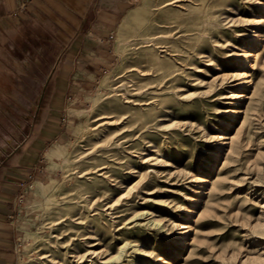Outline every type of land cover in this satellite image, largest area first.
Masks as SVG:
<instances>
[{
  "label": "rangeland",
  "instance_id": "rangeland-1",
  "mask_svg": "<svg viewBox=\"0 0 264 264\" xmlns=\"http://www.w3.org/2000/svg\"><path fill=\"white\" fill-rule=\"evenodd\" d=\"M135 4L18 264H264V0Z\"/></svg>",
  "mask_w": 264,
  "mask_h": 264
},
{
  "label": "crops",
  "instance_id": "crops-1",
  "mask_svg": "<svg viewBox=\"0 0 264 264\" xmlns=\"http://www.w3.org/2000/svg\"><path fill=\"white\" fill-rule=\"evenodd\" d=\"M0 0V264L29 244L37 187L51 176L89 92L114 63L111 36L136 0ZM25 184V186H22Z\"/></svg>",
  "mask_w": 264,
  "mask_h": 264
},
{
  "label": "bare ground",
  "instance_id": "bare-ground-1",
  "mask_svg": "<svg viewBox=\"0 0 264 264\" xmlns=\"http://www.w3.org/2000/svg\"><path fill=\"white\" fill-rule=\"evenodd\" d=\"M212 1L213 0H189V5H191L195 10H198L200 8L206 9V8H208L211 5V2ZM181 5L183 6L185 4H181ZM181 5H178V6L180 7ZM138 15H140V13H136L135 12V13H130L129 15L126 16V18L124 19V21H123V23L121 25L122 28H121V32H120V37L121 36H124V34H125L124 30L126 28H128L133 23V21L135 20L134 18H137ZM175 71H176V69L174 70V73H175ZM119 73H120L119 68H117L116 70H114V71L111 72V75H112V77H115ZM174 75H176V74H174ZM108 78H110V76ZM104 84H108L109 85V80L108 81L107 80L104 81ZM117 119L118 120H122V117L120 116ZM176 126H177V124H176ZM195 200L197 202H201V198H199V197L196 198ZM51 201H52V198L47 197V204L52 203ZM190 211H191V213L193 212V210H190ZM90 228H95V226L92 224L90 226ZM179 254H181V252H179ZM93 262H94V264H98V260L93 261Z\"/></svg>",
  "mask_w": 264,
  "mask_h": 264
},
{
  "label": "built area",
  "instance_id": "built-area-1",
  "mask_svg": "<svg viewBox=\"0 0 264 264\" xmlns=\"http://www.w3.org/2000/svg\"><path fill=\"white\" fill-rule=\"evenodd\" d=\"M26 7H27V0L22 3L21 8H20L19 11H24L26 9ZM111 39H113V35L111 36ZM22 186H25V184H22ZM24 202H25V195L24 194H20L18 196V206H17L16 212H15V214L10 216V218L12 220H14L16 217L18 218V217L21 216V214L23 212L22 209H21V206H22V204Z\"/></svg>",
  "mask_w": 264,
  "mask_h": 264
}]
</instances>
